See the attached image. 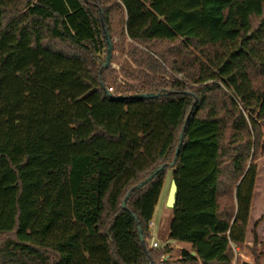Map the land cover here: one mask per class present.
<instances>
[{
    "label": "trees",
    "instance_id": "trees-1",
    "mask_svg": "<svg viewBox=\"0 0 264 264\" xmlns=\"http://www.w3.org/2000/svg\"><path fill=\"white\" fill-rule=\"evenodd\" d=\"M153 1L128 40L145 3L0 0V264H232L248 247L264 0ZM169 170L178 258L149 244Z\"/></svg>",
    "mask_w": 264,
    "mask_h": 264
},
{
    "label": "rangeland",
    "instance_id": "rangeland-1",
    "mask_svg": "<svg viewBox=\"0 0 264 264\" xmlns=\"http://www.w3.org/2000/svg\"><path fill=\"white\" fill-rule=\"evenodd\" d=\"M141 3L146 4V8L143 12L136 14L130 22H128L125 26V36L128 40H132L137 37L142 25L154 14L155 5L153 0H123V6L125 12L128 13L129 10L133 7L138 6ZM118 38H114L113 41ZM111 39V43L113 44ZM115 56V59L110 62L111 66L115 69H119L121 64L125 60V55L120 51H114L112 48L111 55ZM263 131H264V121L261 122ZM258 173H259V181H258V190L262 188V184L264 183V155L258 160ZM172 170L168 171L165 178V183L163 187V191L159 200V203L156 207L154 219L151 222L152 228V238L149 241V244L153 245L154 242H158L159 246L170 243L173 245L174 250L172 252V257L178 258L181 256V252L183 248H189V245L182 244L178 242H173L167 238V234L169 231V224L172 218V208L167 205L168 195L170 191V186L172 182ZM260 203V204H259ZM264 212V204L261 201H255L253 203L251 214L249 218V229L254 224V221L257 216L261 215ZM250 235V232H249ZM248 235V236H249ZM251 239V238H250ZM248 247L244 249L245 252L251 254L252 259L250 262H245L246 264H264V242L263 245L259 244L258 250L261 252V255L258 260H256L254 254L252 253V242L247 237Z\"/></svg>",
    "mask_w": 264,
    "mask_h": 264
},
{
    "label": "water",
    "instance_id": "water-1",
    "mask_svg": "<svg viewBox=\"0 0 264 264\" xmlns=\"http://www.w3.org/2000/svg\"><path fill=\"white\" fill-rule=\"evenodd\" d=\"M107 38H108L109 48H108L107 59H106V62L104 64L103 68H107L110 65V58H111V52H112L111 39H110V37L108 35H107ZM157 95H159V93H143V94H135V95H132V97H137V98L138 97H154V96H157ZM185 127H186V125L183 126L182 131H181V134H180V139H179V143H178V146H177L176 156L179 153V148H180V145L182 143V139H183ZM175 162H176V158L170 163V165L171 166H174ZM163 167H164V165H162L157 170V172L160 171ZM157 172L151 174L147 179L143 180L142 182H140L139 184H137L136 186H134L132 188V190L127 194V196L123 200V207H126V202H127L128 197L130 196L131 192L133 190L138 189L139 187L143 186L146 182H148L150 179H152V177ZM176 191H177V184H176V181L174 179H172L171 186H170V191H169V195H168V200H167V205L169 207H171V208H174L176 206ZM139 230H140V226H139ZM140 232H141V230H140ZM141 239H142L143 244L145 245V241H144V238L142 236H141Z\"/></svg>",
    "mask_w": 264,
    "mask_h": 264
},
{
    "label": "crops",
    "instance_id": "crops-1",
    "mask_svg": "<svg viewBox=\"0 0 264 264\" xmlns=\"http://www.w3.org/2000/svg\"><path fill=\"white\" fill-rule=\"evenodd\" d=\"M258 181H259V173H258L256 188H255V192L253 196V203L257 200L258 202L261 201L262 204H264V183L262 184V188L258 190V186H259ZM253 203H252V206H253ZM257 222L258 224H257L256 230L258 233L259 244L263 245V242H264V212L261 215L256 217L253 226L251 227V229H249L250 235L248 234L249 235L248 238L252 242L253 236H252L251 230ZM243 264H246V263H243Z\"/></svg>",
    "mask_w": 264,
    "mask_h": 264
},
{
    "label": "built area",
    "instance_id": "built-area-1",
    "mask_svg": "<svg viewBox=\"0 0 264 264\" xmlns=\"http://www.w3.org/2000/svg\"><path fill=\"white\" fill-rule=\"evenodd\" d=\"M153 247H159L158 242H154ZM252 259L251 254L245 252L243 249L237 247L235 248V256L232 261V264H243L245 262H250Z\"/></svg>",
    "mask_w": 264,
    "mask_h": 264
}]
</instances>
